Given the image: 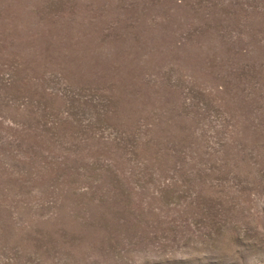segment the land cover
Wrapping results in <instances>:
<instances>
[{
  "label": "rangeland",
  "instance_id": "obj_1",
  "mask_svg": "<svg viewBox=\"0 0 264 264\" xmlns=\"http://www.w3.org/2000/svg\"><path fill=\"white\" fill-rule=\"evenodd\" d=\"M0 264H264V0H0Z\"/></svg>",
  "mask_w": 264,
  "mask_h": 264
}]
</instances>
